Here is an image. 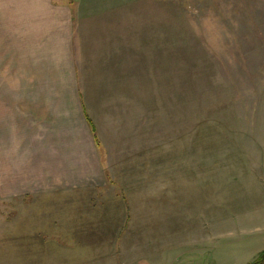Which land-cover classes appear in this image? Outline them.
I'll use <instances>...</instances> for the list:
<instances>
[{"label": "rangeland", "instance_id": "rangeland-1", "mask_svg": "<svg viewBox=\"0 0 264 264\" xmlns=\"http://www.w3.org/2000/svg\"><path fill=\"white\" fill-rule=\"evenodd\" d=\"M70 2L68 178L0 195V264H254L264 0Z\"/></svg>", "mask_w": 264, "mask_h": 264}, {"label": "crops", "instance_id": "crops-1", "mask_svg": "<svg viewBox=\"0 0 264 264\" xmlns=\"http://www.w3.org/2000/svg\"><path fill=\"white\" fill-rule=\"evenodd\" d=\"M75 10L70 0H0L2 196L50 194L47 181L68 178L69 122L83 114Z\"/></svg>", "mask_w": 264, "mask_h": 264}, {"label": "trees", "instance_id": "trees-1", "mask_svg": "<svg viewBox=\"0 0 264 264\" xmlns=\"http://www.w3.org/2000/svg\"><path fill=\"white\" fill-rule=\"evenodd\" d=\"M88 123L91 127L92 132L94 133V136L96 137V128L90 118H87ZM254 264H264V251L261 253L260 257L254 262Z\"/></svg>", "mask_w": 264, "mask_h": 264}]
</instances>
